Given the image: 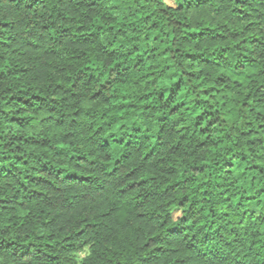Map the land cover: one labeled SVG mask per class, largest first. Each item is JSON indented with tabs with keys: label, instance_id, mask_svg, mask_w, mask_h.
Wrapping results in <instances>:
<instances>
[{
	"label": "clouds",
	"instance_id": "9594fccd",
	"mask_svg": "<svg viewBox=\"0 0 264 264\" xmlns=\"http://www.w3.org/2000/svg\"><path fill=\"white\" fill-rule=\"evenodd\" d=\"M0 264H264V0H0Z\"/></svg>",
	"mask_w": 264,
	"mask_h": 264
},
{
	"label": "trees",
	"instance_id": "16d2710c",
	"mask_svg": "<svg viewBox=\"0 0 264 264\" xmlns=\"http://www.w3.org/2000/svg\"><path fill=\"white\" fill-rule=\"evenodd\" d=\"M126 87V86H125Z\"/></svg>",
	"mask_w": 264,
	"mask_h": 264
}]
</instances>
